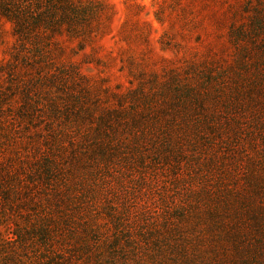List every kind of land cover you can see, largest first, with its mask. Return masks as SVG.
<instances>
[{"label": "trees", "instance_id": "trees-1", "mask_svg": "<svg viewBox=\"0 0 264 264\" xmlns=\"http://www.w3.org/2000/svg\"><path fill=\"white\" fill-rule=\"evenodd\" d=\"M113 15L107 0H0V44L5 22L12 35L9 57L0 59V228L11 235L8 247L0 249V264H120L119 258L140 264L143 249L154 243L160 252L175 246V251L188 254L176 237L184 233L182 224L174 223L185 217L181 208L163 211V220L149 229L151 213L139 208L138 196L131 201L127 195L119 207L108 201L112 226L103 227L84 208L85 199L96 200L101 192L85 191L75 171L81 167L95 183L100 172L86 170L115 164V157L131 172H139L141 185L151 180L148 168L157 173L161 164L176 171L185 152L181 140L189 134L186 128L195 112L202 119L200 127L217 124L218 134L223 123L231 125L230 118L219 119L220 112L207 103L209 85L199 80L205 74L213 84L219 73L225 78L227 69L217 72L215 61L209 66L192 62L187 67L193 78L185 80L189 76L181 66L165 67L168 76L163 79L155 68L153 89L141 84L117 91L91 81L77 56L106 34L110 24L104 20ZM250 65L247 59L241 67L250 73ZM261 71L257 85L262 87ZM243 79L239 76L235 83L241 87ZM219 86V93L227 89ZM219 100H214L216 106ZM239 101L218 105H225L228 114L239 108L246 115ZM151 142L156 158L151 156L145 165L143 147ZM123 215L129 216V224ZM128 250H133V258Z\"/></svg>", "mask_w": 264, "mask_h": 264}, {"label": "rangeland", "instance_id": "rangeland-1", "mask_svg": "<svg viewBox=\"0 0 264 264\" xmlns=\"http://www.w3.org/2000/svg\"><path fill=\"white\" fill-rule=\"evenodd\" d=\"M107 1L114 10L110 21L104 20L105 25L110 24L108 31L77 56L89 79L117 91L141 84L153 89L152 69L161 71L158 77L163 79L168 76L165 67L181 66L183 75L189 76L184 77L187 80L193 78L187 67L192 62L201 66L219 62L213 68L220 72L224 70L220 67H226L225 78L219 73L213 84H208L202 74L199 80L209 85L211 98L207 103L220 112L219 119L230 118L231 125L223 123L218 134L217 124L209 122L200 127L202 119L196 112L190 128L180 120L189 134L181 140L185 152L178 157L177 170L161 164L157 173L148 168L147 177L155 180H147L146 185H141L137 170L131 172L117 161L119 157L113 158L115 164L110 166L87 167L92 175L100 172L95 183L80 167L75 176L85 191L101 192L96 200L85 199V211L96 215L103 227L112 226L108 201L119 207V202L138 196L139 208L152 215L146 221L151 229L163 220V211L181 208L185 217L174 223L182 224L184 233L176 237L188 254L175 251V246L160 252L154 243L153 248L143 249L140 264H264V78L262 87L257 85L258 69L264 73V0ZM106 13L111 15L110 9ZM3 28L0 59H7L12 42L10 23L5 22ZM247 59L252 64L250 73L241 67ZM200 70L205 72L202 67ZM239 76L244 78L241 87L235 83ZM219 85L227 89L219 93ZM217 99L218 104L241 100L239 107L247 114L242 115L239 108L235 114H228L225 105H215ZM125 136L131 134L126 132ZM14 138L11 135V141ZM153 143L143 147L148 156L143 158L147 159L145 165L150 164L151 156L156 158ZM128 217L122 216L126 225ZM10 236L5 227L0 228V249L8 247L5 242ZM132 251L127 254L130 258L134 257ZM119 259L120 264H127ZM133 260L129 264H134Z\"/></svg>", "mask_w": 264, "mask_h": 264}]
</instances>
